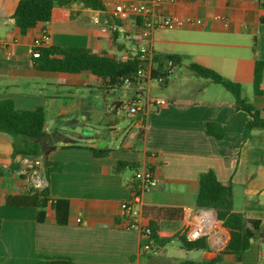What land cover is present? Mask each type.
<instances>
[{
	"label": "crops",
	"instance_id": "0c3cea01",
	"mask_svg": "<svg viewBox=\"0 0 264 264\" xmlns=\"http://www.w3.org/2000/svg\"><path fill=\"white\" fill-rule=\"evenodd\" d=\"M96 1L102 9L85 7L82 0L55 5L48 22L21 34L11 20L19 0H0V100H12L18 110L43 108L44 134L62 135L54 149L41 155L38 171L45 178L49 198L67 202L62 224L57 223L52 205L46 204L43 220L38 221L37 208L2 203L3 198L26 195L32 188L30 173L21 174L20 158H12L11 137L0 133V264H38L40 255L67 257L72 264H149L150 252L141 251L139 233L125 229L119 213L120 203L130 198L131 185L145 169L153 171L158 180L155 190L141 195L144 223L154 222L159 239L158 245H152L155 258L169 264L210 260L226 246L229 234L225 229L228 240L222 249L208 242V251H185L181 246L175 255H168L170 242L181 244L178 236L185 235L197 209L198 178L209 170L221 184H230L233 210L258 221L264 230V131L243 137L249 118L234 108L231 93V98H222L211 84L191 87L201 98L181 102L179 97H159L167 103L147 108L142 123L126 116L128 125L122 127L121 98L114 110L109 102L115 98L108 97L114 93L101 90L100 78L89 72L72 75L33 70L32 44L44 35L46 47L84 48L110 57L141 43L140 21L112 19L110 12L116 4L146 0ZM156 9L202 22L172 30L179 34L173 42H164L163 51H158L162 47L154 33L148 46L156 57L175 56L180 63L178 72L184 65L192 73L187 66L194 63L240 84L243 100L264 118V76L259 87L262 93L256 95L253 87L255 62L264 61V24L259 22L264 17V0H180L159 4ZM104 22L117 24L123 34L103 33ZM168 85L169 81L165 87ZM152 87L159 86L152 84L148 91ZM92 122H99V130L91 128L83 134ZM207 123L214 125L212 135L206 134ZM222 133L221 140L213 135ZM78 138L80 147L62 148L65 141ZM99 140L106 142L102 149L109 151L101 158L87 149L97 148ZM44 157L61 169L45 167ZM119 162L135 168L116 172ZM193 254L197 256L192 258ZM219 264H264V242L252 241L238 258L227 254Z\"/></svg>",
	"mask_w": 264,
	"mask_h": 264
},
{
	"label": "trees",
	"instance_id": "16d2710c",
	"mask_svg": "<svg viewBox=\"0 0 264 264\" xmlns=\"http://www.w3.org/2000/svg\"><path fill=\"white\" fill-rule=\"evenodd\" d=\"M74 0H19V3L11 17L15 26L21 34L34 28L39 23H46L51 19L52 9L55 5H68ZM85 7L93 9H102L100 2L96 0H82ZM264 24V17L259 19ZM253 52H257V40L253 39ZM39 56L31 55L32 68L39 72L62 73V74H80L89 72L91 75L100 78L103 81L101 90L121 91L123 89V80L132 79L137 70L142 67V62L133 57L127 61H119L116 57H110L107 54H95L84 48L76 47H45L37 49ZM158 67L161 66V59L155 57ZM187 68L198 78L207 79L215 84L221 85L227 90L234 99V108L243 111L248 115V121L243 130V137L247 138L253 131H264V118L259 114V110L252 104L243 100L241 96L240 84L230 81L212 69L204 68L200 65L191 63ZM159 70L154 72L158 75ZM153 75V77H154ZM264 76V61L257 60L253 72V87L256 95L261 94L260 83ZM168 80L160 87H165ZM167 103V102H166ZM144 120V118H143ZM142 120V122H143ZM214 125H206V134L212 135ZM45 113L43 108L38 107L34 110H18L10 99L0 100V133H4L12 139V158L16 157H40L42 155L38 140L44 134ZM217 140H221V135L213 134ZM80 138L76 141H65L62 148L80 147ZM95 157H105L109 151L87 147ZM45 167L51 166L53 170L61 169V166L49 163L43 158ZM125 166V167H124ZM134 169L133 165H127L119 162L115 168L118 172L121 169ZM198 193L195 198V207L197 209H213L217 213L218 219L224 229L229 234V240L217 256L210 260L195 261L185 259L180 264H219L223 256L233 254L237 258L246 251L252 241L264 242V230H262L258 221L249 220L243 214L236 212L232 207L230 184L223 185L215 177L213 171L209 170L201 174L198 178ZM49 198L47 188L41 191L31 190L26 195L8 196L3 198L2 203L6 206L33 207L39 210L38 221L43 220V209L46 207ZM56 213L57 223H64L67 213V202L57 200L52 204ZM152 231V245H158L156 229L154 222H150ZM1 230V221H0ZM181 246L185 251H208L209 244L206 238H201L194 242H188L184 233L179 234ZM161 245L167 239H161ZM155 249L148 254L149 264H169L160 258L154 257ZM38 264H72L71 259L67 257L40 255ZM172 264V263H170Z\"/></svg>",
	"mask_w": 264,
	"mask_h": 264
},
{
	"label": "built area",
	"instance_id": "2783aa9c",
	"mask_svg": "<svg viewBox=\"0 0 264 264\" xmlns=\"http://www.w3.org/2000/svg\"><path fill=\"white\" fill-rule=\"evenodd\" d=\"M180 0H146L143 3H127L116 4L113 6L110 17L112 19H122L132 17L140 21L139 39L141 43L134 44L123 51L116 58L119 61H127L133 57H137L142 62L135 76L125 78L123 80V88L134 87L136 95L126 107V116L128 118H138L142 123L147 108H159L166 104L161 98H151L148 88L150 85L161 86L165 80H169L175 76L180 66L179 60L175 56H165L161 59V66L155 62L156 55L149 48L148 42L153 34L157 31L176 30L186 25H201L200 20L192 18H181L158 12L156 6L162 3L175 4ZM94 24H99L98 18H93ZM103 33L123 34L122 29L115 23H103L101 27ZM47 46V37L44 35L40 39H36L32 44L31 55L38 57L36 51ZM159 70L158 75L154 72ZM154 75V77H153ZM21 174L30 173L31 188L35 191H41L46 187L44 176L38 171L42 166V157H21L20 158ZM137 181L131 185V194L128 200L119 205V213L125 229L136 231L139 233L141 242V251L143 253L152 250V231L149 225L144 223L141 212V195L145 191H153L157 188L158 180L153 171L142 170L135 178ZM54 200L48 198L47 204L52 205ZM185 238L188 242H194L201 238L207 241L215 248L222 249L227 240L228 235L223 228L221 221L217 217V213L213 209H195L192 213V219L186 231Z\"/></svg>",
	"mask_w": 264,
	"mask_h": 264
},
{
	"label": "rangeland",
	"instance_id": "374dc122",
	"mask_svg": "<svg viewBox=\"0 0 264 264\" xmlns=\"http://www.w3.org/2000/svg\"><path fill=\"white\" fill-rule=\"evenodd\" d=\"M179 34L177 31H171V30H163V31H157L155 32V38L159 39L160 45L162 48H156L158 51H163L164 49V42H173L176 36ZM184 63H187V61L183 60ZM176 77H171L169 81V85L165 88H156L152 87L149 90V96L151 98H169V97H179V101L181 102H187V101H194L201 98L200 94L198 92H193L191 87L194 88L195 86H200L201 84H211L215 88V92L219 94L220 97H230V93H228L222 86L216 85L210 80L207 79H201L193 75V73H190L186 67L183 65L179 69V72L177 71ZM193 83V84H192ZM199 84V85H198ZM124 89V90H123ZM120 92V98L121 102L123 103L120 110V125L122 127H126L128 125V118L126 117V107L127 103H130L133 98L136 95V91L134 90V87L132 88H123ZM187 90H190L191 92L185 96H179L181 93H185ZM245 94L248 95V91H245ZM109 98L112 97V95H108ZM100 122V121H99ZM99 122H92L89 127L85 128V131L83 134L87 132V130L96 129L99 130ZM92 128V129H91ZM117 145V144H116ZM132 171V170H131ZM131 171H127L128 173H131ZM181 248V244L178 241L170 242V245H168L167 250L169 252L168 255H175V253L178 251V249ZM195 254H193L191 257L194 258Z\"/></svg>",
	"mask_w": 264,
	"mask_h": 264
},
{
	"label": "water",
	"instance_id": "95a60500",
	"mask_svg": "<svg viewBox=\"0 0 264 264\" xmlns=\"http://www.w3.org/2000/svg\"><path fill=\"white\" fill-rule=\"evenodd\" d=\"M112 97L115 98L114 100L109 102V105L113 107L114 110H117L118 107L121 105V102L119 101L120 95L117 94V91H113ZM109 92H107V95ZM111 97V98H112ZM103 98H106V94L103 95ZM63 139L62 135L60 133H46L41 136V138L38 140V143L41 147L42 155L48 154L51 149H54V144H57L61 142ZM106 145V142L103 140L98 141L97 148L102 149Z\"/></svg>",
	"mask_w": 264,
	"mask_h": 264
}]
</instances>
